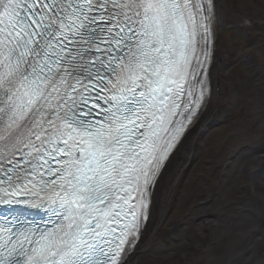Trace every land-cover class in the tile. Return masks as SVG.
<instances>
[{"label":"snow or ice","instance_id":"1","mask_svg":"<svg viewBox=\"0 0 264 264\" xmlns=\"http://www.w3.org/2000/svg\"><path fill=\"white\" fill-rule=\"evenodd\" d=\"M224 31L220 0H0V264H131Z\"/></svg>","mask_w":264,"mask_h":264},{"label":"rangeland","instance_id":"2","mask_svg":"<svg viewBox=\"0 0 264 264\" xmlns=\"http://www.w3.org/2000/svg\"><path fill=\"white\" fill-rule=\"evenodd\" d=\"M259 1L261 3L248 0V3L251 9H256V17H264V0ZM250 32L248 31V34L245 31L237 33L241 35L235 42V46L239 45L241 49L234 52L232 61L234 66L225 76V91L222 95V102L216 110V114L221 118L220 123H224L214 125V128L208 130L205 135V142L213 155L216 166L207 167V173L201 178L197 175V171L193 173L196 174L195 178L191 174L185 181L187 187L185 192L189 197L184 202L180 218L174 217L171 226L163 235V239L169 242L172 251L153 249L144 255L138 254L133 264H163V262L169 264L172 262V259H169L172 253L177 254L181 249L191 246L189 245L191 242L194 243L199 239L196 232L199 229L202 230L200 233L207 234L209 240H214L216 244L211 252L203 253L204 251L200 249L194 251L195 260L192 259L189 264H215L218 257L231 250L236 252L231 259V264H264V198L257 205L259 214L255 208L233 214L235 209L232 207L230 209L232 218L227 219L223 227L211 226L208 222H204L208 215L206 208L214 205L220 210L222 196L228 195L230 198L238 199L237 203H239L242 196L246 194L245 189L239 184H242L247 177L248 159L259 151L264 152V139H262L259 144L252 146L236 158L235 165L228 170L226 176L222 177L218 175L219 172H216L217 169L220 171L219 166H222L227 159V154L237 144L251 138L252 133L256 131L264 133V38L262 37L261 42L257 44L259 33L254 32L249 38ZM250 49L254 50L252 54H248ZM246 112L252 116L248 126L241 122ZM235 123L238 124V130L241 133H239L240 137L234 141L235 143H232L233 139L230 136L235 131H230V126L235 127ZM205 168L203 166L201 170ZM255 172L257 182L264 191V183L260 182V178H264V166H260ZM198 202L206 205V208L200 212V218L194 216L183 226L178 227L187 210ZM256 220L260 222L259 228L252 229ZM243 233H249L248 237H243ZM173 236L179 241L173 240ZM256 258H259L260 262L256 261Z\"/></svg>","mask_w":264,"mask_h":264},{"label":"bare ground","instance_id":"3","mask_svg":"<svg viewBox=\"0 0 264 264\" xmlns=\"http://www.w3.org/2000/svg\"><path fill=\"white\" fill-rule=\"evenodd\" d=\"M255 1L260 2L259 0ZM220 2L223 6L225 31L222 40L220 41V71H214L213 73L215 91L213 93L211 104L209 105L207 113L202 117L199 124L196 126L194 133L189 136L184 149L181 150L179 155H176L174 159H172L171 167L166 170L165 184L166 186H170V188L167 192H165L163 211L151 220L148 228L146 229V231L152 235L147 246L140 247V255H144L151 252L153 249L159 248L165 251H172L169 242L163 239V235L165 231L171 226V221L174 219V217L180 218L184 202L189 197L185 192L187 188L185 181L190 177L191 174L197 171V175L201 178L205 176V173H207V167L210 168L216 166L214 164L213 155L211 154L205 142V135L206 132L208 133V130L210 131V129L214 128L213 126L220 123L221 120L220 116L216 114V110L222 102V95L225 91V76H227V73L230 72L232 67L234 66L232 63L234 52L241 49V46H235V42L241 35H237V33H243L245 31L246 34H248V31H251L249 33V38L253 36L254 32L259 33V39L256 41L257 44L261 42L262 37L264 38V17H256V9H251L252 7L248 3V0H220ZM253 52L254 50L250 49L248 51V54H252ZM258 71H260V69H258ZM251 118L252 116L246 112L241 122L248 126ZM234 126L235 127L230 126V131H235V133L231 134L230 136L231 139H233L232 143H235L234 141H236L237 138L240 137L239 133H241V131L238 130V124L235 123ZM262 139H264V133L256 131L252 133L251 138H247L237 144L227 154V159L223 162L222 166H219L220 171H218L217 169L216 172H219L218 175L222 177L226 176L228 170L232 168L233 165H235L236 158L239 155L244 154L246 150L251 149L252 146L257 145V143L259 144ZM261 152L263 151H259L256 154H259ZM248 160L249 163L246 169L247 177H245V180L242 184H239V186L245 189L246 194L242 196L239 203H237L238 199L230 198L228 195L222 196L223 200L220 210H218V208L214 205L211 208H206V205L198 202L194 207H191V209L187 210L185 216L181 218L178 227H180L179 225L183 226L187 220H189L190 218L193 219L194 216L200 218V212H202V209L204 210L205 208L208 215L204 219V222H208V225L215 227H223L226 220L232 218V214L230 212V209H232V207L233 209H235L233 214H237L243 210H252L253 208H255V210L259 214L257 205L261 201L262 197H264V191H262L261 185L257 182V195L255 198V203H249L250 192L248 181L250 157ZM203 166H205L206 168L204 170H201ZM259 167H257V169ZM257 169L255 171H257ZM195 175L196 174H193V178L196 177ZM187 185L189 186V184ZM259 223V220H256L252 229H258ZM200 231L202 230H196L197 236L199 237L196 242H191V244L190 239L188 240V242L190 243L189 245L191 246L181 249L177 254H175L176 252L172 253V256L169 257L170 260L172 259V262H169V264H178V256L180 253H186L187 259L180 261L179 264H189L192 262V259L195 260L194 251H197V249L204 251L203 253L211 252L212 248L216 244L215 241L209 240V236L204 232L200 233ZM243 234V237H248L249 233ZM172 239L179 241L178 238H175L174 236L172 237ZM234 254H236L235 250H231L229 253L226 252L225 254H222L216 259L215 264H231V259ZM133 256L130 257L131 264L134 263L135 257ZM259 260V258H256V261ZM163 264L166 263L163 262Z\"/></svg>","mask_w":264,"mask_h":264}]
</instances>
